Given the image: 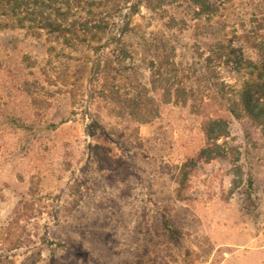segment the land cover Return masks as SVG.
<instances>
[{"label":"rangeland","instance_id":"374dc122","mask_svg":"<svg viewBox=\"0 0 264 264\" xmlns=\"http://www.w3.org/2000/svg\"><path fill=\"white\" fill-rule=\"evenodd\" d=\"M16 1L0 0V264H264V128L241 103L263 79L264 0H146L97 54ZM213 121L227 156L205 161Z\"/></svg>","mask_w":264,"mask_h":264},{"label":"trees","instance_id":"16d2710c","mask_svg":"<svg viewBox=\"0 0 264 264\" xmlns=\"http://www.w3.org/2000/svg\"><path fill=\"white\" fill-rule=\"evenodd\" d=\"M190 1L201 10L207 8L205 0ZM143 2L146 0H17L15 4L30 10L31 21L36 23V28L61 39L68 46H83L97 54L101 48L122 44L125 36L133 34L132 20L140 13ZM100 66L101 61L97 59L92 66L93 73ZM261 76V83L243 91L241 103L245 112L264 128V104H260L261 96H264V65ZM227 110L233 117L239 116L235 101ZM215 124L213 121L206 127L207 141L212 143L199 153L205 161L218 157L226 159L227 156L216 144L222 133L214 129ZM183 173L185 178V171Z\"/></svg>","mask_w":264,"mask_h":264}]
</instances>
